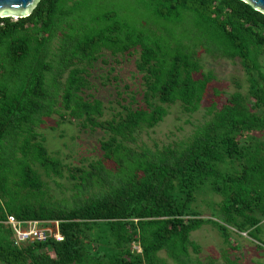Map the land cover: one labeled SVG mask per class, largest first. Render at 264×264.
<instances>
[{
	"label": "trees",
	"instance_id": "16d2710c",
	"mask_svg": "<svg viewBox=\"0 0 264 264\" xmlns=\"http://www.w3.org/2000/svg\"><path fill=\"white\" fill-rule=\"evenodd\" d=\"M124 1L153 17L157 32L122 20L117 0H38L24 18L0 17V264H193L189 237L202 224L250 238L259 230L264 13L244 0ZM197 48L237 59L246 91L238 86L219 109L212 103L187 141L136 153L126 143L138 128L159 124L163 106L180 103L193 113L206 97L211 77L201 73ZM135 50L144 107H123L99 122L102 103L88 93V71L104 51ZM52 115L109 136L101 159L71 176L70 202L49 200L31 167L59 172L35 131ZM201 193L221 198V222L201 218ZM7 215L57 222L60 240L13 246Z\"/></svg>",
	"mask_w": 264,
	"mask_h": 264
},
{
	"label": "rangeland",
	"instance_id": "374dc122",
	"mask_svg": "<svg viewBox=\"0 0 264 264\" xmlns=\"http://www.w3.org/2000/svg\"><path fill=\"white\" fill-rule=\"evenodd\" d=\"M117 1L120 2L119 17L122 20L132 26H143L157 32L155 26H159L158 22L134 2ZM56 43L57 41L53 43V49ZM196 53L201 73L211 77L206 97L199 109L186 113L180 103L163 106L166 110L163 120L150 129L138 128L134 133V142L126 143L136 153L142 149L153 150L155 145L174 146L187 141L194 130L208 120L207 110L212 103L219 109L229 95L238 90V86L246 91V77L237 59L231 61L207 53L201 48H197ZM138 57V50L129 55H111L104 51L101 58L89 69L91 90L88 93L102 103V117L99 122L110 120L122 112L123 107H144L142 93L145 87L142 75L136 70ZM260 64L264 73V50L260 56ZM35 131L42 137L48 156L59 162V172L47 174L37 164L31 167L44 182L49 200L57 203L70 202L75 183L71 176H76L78 170H89L90 166L101 159L100 143L109 136L99 128L82 127L80 122L73 119L62 121L58 115L45 119ZM109 165L107 163L106 167ZM220 201L221 198L214 194L198 195L195 205L201 218L221 222L222 216L218 211ZM228 229L230 233L222 235L211 224L205 223L193 231L189 240L197 249H189L192 263L264 264V219L257 234L251 238L247 233H240L229 226ZM158 255L166 259L163 252ZM166 260L172 264L170 260Z\"/></svg>",
	"mask_w": 264,
	"mask_h": 264
},
{
	"label": "built area",
	"instance_id": "2783aa9c",
	"mask_svg": "<svg viewBox=\"0 0 264 264\" xmlns=\"http://www.w3.org/2000/svg\"><path fill=\"white\" fill-rule=\"evenodd\" d=\"M4 225L12 233L13 246L18 248L29 243H44L49 239L60 240L57 222L17 220L14 216L7 215Z\"/></svg>",
	"mask_w": 264,
	"mask_h": 264
},
{
	"label": "water",
	"instance_id": "95a60500",
	"mask_svg": "<svg viewBox=\"0 0 264 264\" xmlns=\"http://www.w3.org/2000/svg\"><path fill=\"white\" fill-rule=\"evenodd\" d=\"M38 0H0V17H12L15 20L28 16ZM253 8L264 13V0H244Z\"/></svg>",
	"mask_w": 264,
	"mask_h": 264
}]
</instances>
